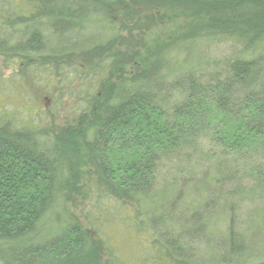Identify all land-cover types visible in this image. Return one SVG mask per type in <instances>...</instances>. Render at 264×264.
<instances>
[{
  "label": "trees",
  "instance_id": "1",
  "mask_svg": "<svg viewBox=\"0 0 264 264\" xmlns=\"http://www.w3.org/2000/svg\"><path fill=\"white\" fill-rule=\"evenodd\" d=\"M53 4L0 0V95L76 101L57 127L0 116V264H264V0ZM166 7L196 23L114 51Z\"/></svg>",
  "mask_w": 264,
  "mask_h": 264
},
{
  "label": "rangeland",
  "instance_id": "2",
  "mask_svg": "<svg viewBox=\"0 0 264 264\" xmlns=\"http://www.w3.org/2000/svg\"><path fill=\"white\" fill-rule=\"evenodd\" d=\"M53 6H64L67 5L68 0H53ZM178 9L174 8H161L159 11L152 13L148 18L153 20L148 24V28H143L142 31L135 33L136 44L129 48L125 43H121V37L125 35H119V39H115L114 42L117 43L114 51L121 49L122 51H127L129 57L134 59L147 60L155 59L158 51L169 47L173 44L174 39L182 37L181 34H186L187 29L192 27L195 23L192 20H185L183 18H178ZM145 22V21H144ZM92 37L95 41L99 38V31L96 29L92 31ZM97 37V38H96ZM210 52H207L208 56L223 57L232 53L233 47L229 43L219 44L216 46L208 47ZM126 53V52H125ZM140 55V56H139ZM126 60V59H125ZM131 67H127L125 72H129ZM9 73H4V77L9 76ZM59 86L53 88L58 89ZM11 87L8 86V89ZM14 90L8 91L3 95H0V116L2 112H9L18 108L19 104L26 107L32 106L33 112L31 115L22 117L26 119L29 124H36L42 129L49 126L57 127L65 124L66 122H72V118L68 115L70 113L71 107L76 106V101L74 99L65 97L59 98V93L56 92L55 95L46 94L44 88L41 86H32L27 89L28 94L26 97L22 96V93L16 92ZM73 103V104H71ZM17 110H21L18 108ZM212 147L207 145L206 150H211ZM164 172L169 174H190L192 171L197 172L196 165L188 162L186 159L181 160L178 158H173L168 160L164 164ZM193 169V170H192ZM192 170V171H191ZM191 171V172H190ZM245 207V206H244ZM244 214L242 212L240 215ZM256 240H259V236H254ZM259 248L260 246H254ZM257 250V249H256Z\"/></svg>",
  "mask_w": 264,
  "mask_h": 264
}]
</instances>
